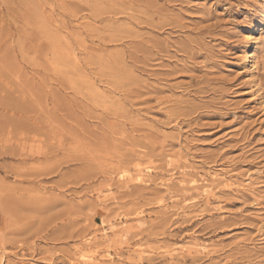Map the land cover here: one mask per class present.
I'll return each instance as SVG.
<instances>
[{"label":"rangeland","instance_id":"rangeland-1","mask_svg":"<svg viewBox=\"0 0 264 264\" xmlns=\"http://www.w3.org/2000/svg\"><path fill=\"white\" fill-rule=\"evenodd\" d=\"M141 263L264 264V0H0V264Z\"/></svg>","mask_w":264,"mask_h":264},{"label":"bare ground","instance_id":"bare-ground-1","mask_svg":"<svg viewBox=\"0 0 264 264\" xmlns=\"http://www.w3.org/2000/svg\"><path fill=\"white\" fill-rule=\"evenodd\" d=\"M257 26V25H256ZM256 31H257V28L254 26L253 28H252V35H253V37L252 36H250V38L252 37V40H253V43H252V46H257V36L258 35H256L255 33H256ZM251 41V40H250ZM252 50H253V48H252ZM249 52V51H248ZM251 53V52H250ZM249 53V54H250ZM253 55V54H252ZM249 59V58H248ZM254 61V60H253ZM250 63V62H249ZM254 64H255V62H254ZM252 68V67H251ZM258 102H261V101H259L258 100ZM263 102V101H262ZM185 169H186V167H184ZM189 168V167H188ZM192 169V168H191ZM189 170V169H188ZM187 171V170H186ZM170 173H169V176H168V178L166 179V185H168V184H170L175 178H176V176L179 174V172H177L176 170H174V169H170V171H169ZM183 176H185V179H184V177H183V180H181L180 181V183L182 184V186H184V189L185 190H187V189H190V188H192V189H195V190H198V191H200L199 193H201V194H205L206 196H207V199H210V194H209V190H211V189H209L210 187H209V184H204L205 183V181H204V179L202 180V179H199V178H197L196 176H193V175H191L189 172H185V171H183V172H180ZM198 173V172H197ZM210 173V172H209ZM210 175H212V178H214V180H216V179H218L219 177H217L218 176V174L217 173H212V174H210ZM221 175V174H220ZM151 177V175L150 174H148V170L147 169H143V168H140V169H137L135 172H134V174H132V177H131V179H133L134 181H135V183H146L147 181H148V177ZM222 176H223V174H222ZM124 178V177H123ZM206 179V178H205ZM211 179V178H210ZM179 182V181H178ZM214 182V181H213ZM210 183V182H209ZM160 184V183H159ZM161 185V184H160ZM168 187H169V185H168ZM170 189V188H169ZM191 189V190H192ZM189 191V190H188ZM212 194V193H211ZM197 196H198V192H197ZM200 196V195H199ZM204 197V196H203ZM259 197V196H258ZM260 198V197H259ZM113 223V222H112ZM120 223V222H119ZM115 231H116V225L115 224H111V225H109V226H104L103 227V229H102V234H103V237L101 238V240H99V242H96V243H99V244H101V245H103V248H104V250H103V252H106V254H108V255H113V253H112V249L114 248V244H113V242L115 241L114 240V238H116L117 236H119L120 237V239H122L125 235L124 234H120V235H118V234H116L115 233ZM95 236V235H94ZM117 241V240H116ZM122 241V240H121ZM120 241V242H121ZM119 242V243H120ZM92 242H89V243H87V244H91ZM118 243V244H119ZM120 245V244H119ZM118 245V246H119ZM89 246V245H88ZM197 247V246H196ZM199 247V246H198ZM123 247L120 245V249H119V251L117 252L118 254H120V250L122 249ZM115 252V251H114ZM116 253V252H115ZM99 254V253H98ZM93 255V254H92ZM117 255V254H116ZM81 257L83 256L82 254L80 255ZM86 256H88V255H86ZM90 256V255H89ZM176 256H178V255H176ZM96 258V257H95ZM87 259V258H86ZM89 259V258H88ZM92 259V258H91ZM90 259V260H91ZM94 260V259H93ZM95 261V260H94ZM106 262V261H105ZM142 264V263H141Z\"/></svg>","mask_w":264,"mask_h":264}]
</instances>
